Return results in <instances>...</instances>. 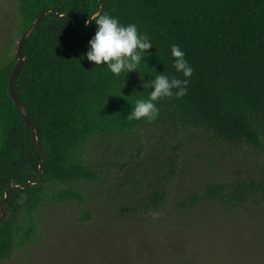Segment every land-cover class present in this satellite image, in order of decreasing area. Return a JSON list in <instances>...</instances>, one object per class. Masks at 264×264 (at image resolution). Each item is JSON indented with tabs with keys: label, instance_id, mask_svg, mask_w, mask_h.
<instances>
[{
	"label": "trees",
	"instance_id": "1",
	"mask_svg": "<svg viewBox=\"0 0 264 264\" xmlns=\"http://www.w3.org/2000/svg\"><path fill=\"white\" fill-rule=\"evenodd\" d=\"M19 3L20 37L43 10L53 7L73 17L79 28L51 12L23 46L25 64L17 75L15 91L37 127L45 154L42 177L41 153L8 92L15 57L0 66V208L4 179L8 193V215L0 226V262L15 247L35 240L40 213L47 205L84 202L82 184L95 182L101 175L87 157V149L97 140L123 142L131 148L133 141L140 145L144 128L153 126L165 135L160 157L151 161L143 178L134 176L133 187L127 190L138 215L170 211L168 199L174 187L182 185L179 151L192 133L224 145L254 151L264 148V0ZM101 6L100 14L118 17L124 25L135 23L139 32L150 37L153 46L147 50V63L142 59L138 66L143 80L137 71L116 77L105 66L87 60L88 42L97 26L92 21L86 27V21ZM173 44L181 47L193 68L187 94L155 102L159 116L152 122L129 120L135 101L147 99L152 90L143 88L144 82L159 72L183 78L173 68ZM139 152L137 148V158ZM127 160L133 164L131 157ZM28 181L37 183L25 189L11 187V182L24 186ZM214 203L232 209L264 206V178L222 180L175 198L176 211Z\"/></svg>",
	"mask_w": 264,
	"mask_h": 264
},
{
	"label": "rangeland",
	"instance_id": "2",
	"mask_svg": "<svg viewBox=\"0 0 264 264\" xmlns=\"http://www.w3.org/2000/svg\"><path fill=\"white\" fill-rule=\"evenodd\" d=\"M20 11L19 0H0V66L15 57ZM160 133L153 126L142 129L140 145L133 141L131 148L123 142L91 144L87 157L101 175L82 184L84 202L47 205L35 240L15 247L0 264H264V206L175 208L176 196L209 184L264 178V148L224 145L192 133L179 151L182 185H174L170 211L153 218L133 211L127 190L160 157ZM140 184L146 188L145 181Z\"/></svg>",
	"mask_w": 264,
	"mask_h": 264
},
{
	"label": "clouds",
	"instance_id": "3",
	"mask_svg": "<svg viewBox=\"0 0 264 264\" xmlns=\"http://www.w3.org/2000/svg\"><path fill=\"white\" fill-rule=\"evenodd\" d=\"M91 21H94L97 27L95 34L88 42L89 48L85 53L87 60L94 62L95 66H105L116 77L123 74L125 78L129 72H139L138 66L141 60L143 59L147 63L145 60L147 50L153 46L150 37L139 32L135 23L124 25L118 17L108 13L91 17ZM170 52L173 57V68L183 78L180 76L169 77L163 72H159L160 74L155 75L153 79L144 82L142 87L152 90L149 91L147 99L135 101L134 107L132 106L127 115L129 120L144 119L147 122H152L159 116V108L155 102L162 98H181L187 94L193 68L178 44L171 45ZM140 78L143 80L141 73ZM157 215V213H153V218Z\"/></svg>",
	"mask_w": 264,
	"mask_h": 264
},
{
	"label": "water",
	"instance_id": "4",
	"mask_svg": "<svg viewBox=\"0 0 264 264\" xmlns=\"http://www.w3.org/2000/svg\"><path fill=\"white\" fill-rule=\"evenodd\" d=\"M103 6H101L99 8V10H97L94 14H92L90 16V18L88 19V23H86V27L89 26V24L92 22L91 21V17H94L96 15H99L102 12ZM54 13V16L57 18H62V17H67L68 19L72 20L74 23V26L79 28L76 24V21L73 17L67 15V14H60V10L59 8H48L43 10L38 17L35 19V21L27 28V30L21 35L19 41H18V45H17V49L15 52V60H16V64L9 76V81H8V92L9 95L12 99V101L14 102V104L16 105V107L18 108V110L20 111V113L22 114L25 123H26V127L28 129H31V133H32V140L33 143L35 145V147L39 150V152L41 153V162H40V171H41V177H42V163L45 160V154L43 151L42 146L40 145L39 139H38V135H37V127L36 124L32 121V119L30 118L29 112L26 109V107L23 105V103L19 100L16 91H15V82L17 79V75L19 74V72L21 71L22 67L25 64V58L23 57V46L24 43L26 42L27 39L31 38L33 33L35 32V30L37 29V27L39 26V24L41 23L42 19L44 18V16H46L48 13ZM40 177V179H41ZM39 179V180H40ZM37 181H28L26 183V185H17L14 184V182H11V187L14 189L20 188V189H25L26 187H28L29 185H33L36 184ZM4 201L3 204L1 205L0 208V226L2 225V222L6 219L7 216V211H6V206H7V202H8V193H7V187H6V179H4Z\"/></svg>",
	"mask_w": 264,
	"mask_h": 264
}]
</instances>
